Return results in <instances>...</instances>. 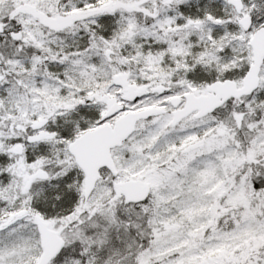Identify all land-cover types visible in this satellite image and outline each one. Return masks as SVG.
<instances>
[{"label": "snow or ice", "instance_id": "obj_1", "mask_svg": "<svg viewBox=\"0 0 264 264\" xmlns=\"http://www.w3.org/2000/svg\"><path fill=\"white\" fill-rule=\"evenodd\" d=\"M0 264H264V0H0Z\"/></svg>", "mask_w": 264, "mask_h": 264}]
</instances>
